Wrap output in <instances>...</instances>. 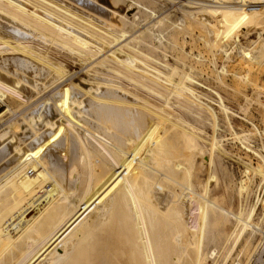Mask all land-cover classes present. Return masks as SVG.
Instances as JSON below:
<instances>
[{"label":"bare ground","instance_id":"bare-ground-1","mask_svg":"<svg viewBox=\"0 0 264 264\" xmlns=\"http://www.w3.org/2000/svg\"><path fill=\"white\" fill-rule=\"evenodd\" d=\"M95 3L96 0H0V71L10 77H2L0 73V93L9 98L14 97L16 107L23 106L33 102L31 99L42 93L37 82L48 77L55 78L59 73L65 72L67 75L68 71L63 69L61 63L54 64L50 60L52 57L48 51L53 50L52 53L58 56L57 61L66 58L73 63L82 64L91 72L93 68L97 71L104 70L111 79L126 82L134 88L163 98L165 105L166 98L171 94L166 97V91L161 93L158 81L161 85H171L173 90L174 87L179 89L190 100H198L196 90L190 87V74L176 68L170 69L168 74L162 73L148 64L150 57L137 48L141 42L140 34L134 35L130 30L124 29L121 35H117L112 30L115 26L111 21H100L104 26L99 27L90 20L88 13L82 12L81 7L93 9ZM78 9L81 11L78 12ZM110 10L108 9V13ZM115 13H109L112 19L123 26L131 25ZM35 44L38 47L44 46L46 52L32 46ZM260 48L261 55H264V42ZM249 71L247 68L242 74L243 78H247ZM64 76L62 77L66 79L67 76ZM61 78L56 77L54 84L63 82L64 79ZM22 80L25 82L23 85ZM247 82V85L256 86L250 80ZM80 83L79 86L77 84L78 87L74 84V88L71 85L74 91L72 89L68 93H60H63L61 101L67 102L65 111L68 113L62 114L64 121L60 124L72 134L64 135L58 122L43 120L40 115L22 122L25 124L27 121L33 126L40 123L37 127L45 129L37 137L33 133H29L31 136L25 135L35 137L32 148L36 155H51L49 163L53 172L48 171L51 169L47 170V162L29 153L30 151H25L26 147L21 148L22 144L15 133L18 125H9L10 127L0 130V159L12 154L16 162L12 169L9 165L8 172L2 170L5 173L0 175V264H209V260L216 256V245L223 241V226L215 218L218 207L211 200H206V196L191 198L187 195L186 200L177 203L176 200L179 199L172 190H166L168 194L162 198L166 201L160 200L162 193L166 192L164 185L180 189L182 187V197L183 194L191 193L192 189L185 187L190 184V173H194L191 169L201 167L195 166L191 155L193 151L190 153L189 150L194 147L195 139L201 142V136L195 132L197 128L180 126L177 122L181 123V119L173 123L174 118L171 121L170 116L164 117L166 114L162 111V114L159 113L151 104L139 102L137 97L122 88L120 83L118 85V82L102 83L85 79ZM108 90L128 95L132 101L120 98L121 96L114 97V92L112 96H108ZM214 94L218 96L217 93ZM79 96H83L84 100H80ZM218 99V108L224 113L227 122L230 118L229 109L221 96ZM199 104L205 105L203 102ZM86 109L93 113V119L105 126L96 124V129L99 128L102 131L100 135L109 139L106 142H110V147L99 141L98 135H92L91 130L79 131L81 127L75 129L74 121L77 120L82 125L86 122ZM88 117L90 118H86ZM158 118L169 125H165L167 130L177 128L168 142L160 141L164 133L160 135L155 131L154 123H157ZM214 126L216 127L215 124ZM164 132L168 134L169 130ZM233 135L237 136L236 140L241 137L236 132ZM23 136L20 135L24 140ZM242 137L240 139L244 143ZM210 139L208 148L211 157L214 160L215 156L216 161L221 164L229 153L217 145L219 142L215 135ZM174 142L177 144L174 145ZM243 143L240 145L246 153L257 158L254 166L249 165L252 176H258V179L264 181V147L260 145V149L258 146L253 148ZM175 148L183 153L176 154ZM64 152L68 156L64 158L66 163H61ZM212 158L211 161L208 160L211 164ZM202 168L196 169L204 171L202 176H208V183L212 178V170ZM153 174L161 177L160 180L157 178V183L154 182ZM179 176H183L182 179H178ZM195 178L194 176V180ZM44 183H49L45 189L42 185ZM178 193L180 194L179 191ZM254 209L255 207L250 209L245 216L241 213L238 216L232 215L239 226L238 230L236 227L237 232L232 231L236 233H233L232 245H236L249 231L250 234L254 233L257 227L252 221ZM220 214L222 221L229 217V213ZM180 232L189 233V238L188 234L182 236L183 233ZM184 236L188 239H183ZM228 249L230 252V248Z\"/></svg>","mask_w":264,"mask_h":264},{"label":"rangeland","instance_id":"rangeland-1","mask_svg":"<svg viewBox=\"0 0 264 264\" xmlns=\"http://www.w3.org/2000/svg\"><path fill=\"white\" fill-rule=\"evenodd\" d=\"M103 1L104 2H102L101 0L98 1L96 0L94 7L96 6L99 9L94 8L93 6H92L93 9H87L81 7V9H83L82 12L88 13L89 16L91 17L90 20L96 23V25H98L99 27L103 25L102 22L100 23V21L103 20L111 21V23L115 26L112 28V30L113 31L115 30L117 35L118 34L121 35L124 29H126L127 31L130 30V33L132 32L134 35L140 34L139 40L141 42L137 45V48L143 54L150 57L151 61L148 64L158 69L159 71L161 70L162 73L168 74L170 69L176 68L180 72L182 71L183 73L185 72L188 75L190 74L189 75L190 79H192V81L189 82L190 87L196 90L197 93L196 97L198 98L197 100L198 102L193 99L190 100L186 98V96L183 95V93L178 88H177L178 90H176V88L172 86L174 87L173 90V88L171 89V85L170 86L168 84L161 85L162 83L158 81L159 82L158 84L160 85L159 86L157 84L158 89L160 88L159 91L161 90V93L166 91L165 93L166 97H168L169 94H171L168 98H166L167 100L165 105L164 104L165 100L163 98L157 96L155 97L154 95L148 93L146 90L144 91L142 89L140 90L134 88L133 85L132 86L131 84L128 85V83L126 82H120L118 80L111 79V77L108 76L107 72H105L104 70L97 71V69L93 68L94 70L91 69L93 70L91 72L90 70H87L85 66L84 67L86 69H84L82 64L79 65V63L76 62L73 63V61L69 59L67 60L66 58L62 61H57L56 57L58 56L53 54L54 52L52 50L53 53L51 51H48L51 53L50 56L52 57V59H50V57L49 59L52 61V63L54 64L61 63L60 65L63 67V69L68 71L67 75H65L64 72L57 74L56 77L61 78L62 76L65 75L67 76V78L64 79L62 77L64 80L60 84H58L59 82H55L54 84V81L56 79L55 76H54L55 78L52 77L50 79V77H48L45 78L46 80L37 82V85L43 91L41 94L35 95V97L31 99L33 102L26 104L27 107L26 105L16 107L17 102H15L14 97L9 98L8 96H5L4 94L0 93V122H1L0 125L2 124L0 126V130L4 129L6 126L8 127L9 125L10 126H13L14 124L18 125V128L15 130L16 131L15 133H16V137H18L19 139V143L22 144V147L21 145L20 147L23 149L26 147L24 149L25 151L28 150V152L30 151L29 153L38 156V154L36 155V151L32 147L33 144L35 143L34 141L35 137L42 134L45 131V129L44 128L39 129V127H37L38 125H40V123H36L35 125L36 127H35L33 126L34 124H29L26 121L25 122L26 125H25L24 123H22L24 122V120L35 118L38 115H40L42 116L43 120L48 119L54 122L56 121V123L58 122L57 123L58 127L59 126L61 127L60 123L64 121L62 118L63 117L62 114L64 115L68 114L65 111L66 110L65 105L67 104V102L63 103L61 101V95L63 93L70 92V90H72L75 85L77 86L78 84L79 86L80 81L82 82L85 79L86 80L93 79L95 81L102 83L103 82L109 83L115 81L116 84L118 82V85L120 83V86L122 88L124 87V89L127 90L130 94H133L135 97H137L136 99L139 102L141 101V103L145 102L146 104L149 105L151 104L153 108L159 110V113L161 111L164 112V115L166 114V116L164 117H167L168 115L167 118H169L170 116L169 119L171 121L174 118L172 121L173 123L174 122L176 123L178 120L180 121L181 119L180 121L181 123L177 122L179 125L181 124L183 127L192 126L195 129L197 128L195 132L196 133L198 132V134L201 136L200 137L198 135L201 138V142L195 139L194 147H191L189 150L190 153L192 151L194 152V153L192 152L191 155H192V161L194 162L195 166L196 165L201 166V167L197 166L194 169L196 168L201 169L202 166H203L202 169L207 167L209 170L210 169L212 170V178H210L207 183L206 181L208 179V176L207 177L202 176L203 170L201 171L200 169L199 170L196 169L194 171V169H191V172L194 173L193 174L190 173V175L191 176L193 175L192 180L195 183L191 180V176H190V184L189 185L186 184L185 187L192 190L191 193H188L186 195L183 194L184 198L182 197L181 194L183 192L182 187L181 189L178 188L177 186H174L172 188V186L167 187L166 185H164L167 188H165L164 186L163 187L165 191L172 190L171 191L172 193L175 192L176 197H178L179 199L176 200L178 201L177 203L184 201V199L186 200L187 195L188 197L191 198L206 196L204 197L206 198V200L208 201L211 200L210 202L214 203L216 207H218L215 210L216 213L215 218H218V224L223 226L221 227L223 229L221 233V235H223L222 236L223 241L219 243L221 244V246L219 247H218L219 244L218 245L215 244L217 246V247L215 246L217 250L216 256L212 260H209V264H234V263L264 264L263 261L264 260V185H263L264 181L258 179L260 178L258 176H256L255 178L254 176H252V172L251 169H249V165L254 166L257 163L256 161L257 158H255L251 154L246 153V151L241 147L243 141L240 139L242 137V134H244L242 137L244 140L243 143L244 145L246 144L253 148L258 146L259 149L261 146L264 147V55H261L262 53H260V51H262L261 50L262 48L259 49L260 45L262 46V43L264 42V0H103ZM101 2L102 4H100ZM108 9H111L109 13L112 12L113 13L112 15H114V13L116 12L115 13L116 15L118 14L121 15L124 21L125 20L129 21L131 25L126 24L127 26L126 25L123 26L121 23L112 19L111 17L112 15L110 16V14L108 13ZM80 11L81 10L78 9V12ZM32 46H34L37 49L40 48L39 51L45 49L44 46L41 47V45L40 47H38L36 44ZM41 52H46V50ZM259 54L262 56V58H260L261 56ZM247 68L250 70L249 75H247V78H243L244 75L242 76V74L245 73ZM94 71L96 73H94ZM0 73L2 74V77L10 78L5 73L1 71ZM237 76L238 77L242 76V77H240L239 80ZM248 80H250L253 84L255 83L257 87L253 86L252 84L247 85ZM193 81L196 83H194ZM21 82L22 85L25 83L23 80ZM71 85L73 86V88ZM80 85L82 86L81 83ZM254 87L257 88V90ZM170 89L173 91H171ZM64 90L67 91L64 92ZM72 91H74V89ZM175 91H178L176 92L177 94L175 93ZM61 92L63 93L60 94ZM112 92H114V94ZM106 93L107 95L109 94L108 96L113 94L114 97L121 96L120 98H124L125 100L128 101H132V99H130L128 95L121 94L117 91L109 92L108 90L106 91ZM214 93H217L218 96H221L224 105H226V107L229 109L228 118L230 117L229 118L230 120L228 119L227 122L224 113H222V111H220V109L218 108L219 99L218 96L216 97V94ZM198 95L203 99L200 98ZM127 96L129 97V99ZM79 98L80 100H84L83 96H79ZM58 99H60L59 100L60 102L58 101ZM199 100L200 102H203L205 105L199 104L200 103ZM55 101L57 104L54 103ZM163 105L166 106V108ZM85 113L86 114L84 118L86 119L85 120L86 122L83 125L81 122H78L77 120L75 122L72 119L74 121L73 125L75 126V129L77 127L78 130L79 127H81L79 131H83L84 129L85 130L88 129L87 131L91 130L90 132H92L91 133L92 135H98L97 138L99 139V141H102L103 144L105 143V145L110 147L111 145L108 144L110 142H106V140L109 141V139H107L105 135L102 136L100 135L102 131H99L100 130L99 128L96 129L97 128L96 124H99L98 123L99 120L97 121L96 119H93L95 116L88 109L85 110ZM87 116H90V118L89 117L86 118ZM156 120H158L157 123H154L156 124L155 125L156 133H159L160 135L164 133V136H162L163 138L160 141L168 142L173 137V134L175 133L177 128H174L172 130L168 129L169 130V132H167L168 134H165L166 132L164 131H168V130L165 128L166 124L163 123V119L159 120L158 118ZM168 123L170 122H167V124ZM77 124H81V125L77 126ZM214 124L216 125V127L214 126ZM166 127H169V125H166ZM33 129L35 130L33 131ZM254 129L256 132L254 131ZM28 130H31L32 132L30 131L28 132ZM95 130L96 131L98 130L99 132L98 131L96 132ZM60 131L64 133V135L65 134L67 135L70 132L68 130H64V128H62ZM17 132L18 133L20 132L19 135ZM235 132L238 135V137H240L241 135L240 138H237L238 140H236L237 136L235 137V135H233ZM29 133L35 134V137L34 136L27 137L26 135H30ZM70 134H72V132L69 133V135ZM20 135L25 136V137L23 136V138H25L24 139L25 141L21 139ZM214 135L216 136V141L219 142L217 143V145H219L221 148L223 147L222 149H224L227 152V154L229 153L226 159L225 158L222 159L221 164H219L216 161L215 156L213 160L210 154V149H209L210 144L208 143L211 142V139L209 140V138H211ZM99 137L100 138L103 137L102 139H104L105 142ZM239 142L241 143V145ZM175 144H177V142H174V145ZM175 149H176L175 150L176 154L183 153V151H180L178 148ZM189 150L187 151L189 152ZM1 152L2 150H0V154ZM64 154L63 156H61L63 157V161H61V163H64L65 162L64 160H66L64 158L68 156L65 152ZM8 155L0 159L1 162L0 175H2L1 173L3 174L5 173L2 170L8 172L7 169H9L10 166H11L10 168L12 169V167L16 165L15 164L16 162H14L12 158V154L9 155L10 157ZM50 156L51 155L47 153L38 156L42 161L44 160V162H47L46 164V166H48L47 170L51 169V165L49 163ZM210 157L212 158V164L211 162L209 163V161H211ZM201 159L202 160L204 159L203 162ZM1 160L4 162L2 163ZM206 161H208L207 163L209 164L204 163ZM204 164H206L205 167ZM208 165L210 168L208 167ZM48 171L53 172V168ZM160 172L163 173V171ZM153 176L155 183H157V181L161 179V177H158L159 175L153 174ZM194 176L196 177L195 180H194ZM181 177L179 176L177 178L179 179ZM203 177H205V179ZM157 178H159V180ZM178 179H176V181ZM209 181L211 182L209 183ZM191 182H193L194 185ZM179 183H183V181L181 180ZM42 185L43 188L45 189L49 185V183L48 184L44 183ZM174 188L178 190H175ZM167 191L163 193L159 192L162 193V195L160 196L161 197L160 200L162 202L166 201L163 200L162 198L166 197V194H168ZM178 191L180 192V194L178 193ZM253 206L255 207V209L253 214L254 218L252 217L253 218L252 221H254L253 224L255 223L257 224L254 233L250 234L249 233L250 231L249 232L247 231L248 233L243 235L239 239L236 245H232L234 234H236L234 232H237L236 227L237 230L239 227L237 226L238 225L237 222L233 220L232 215L234 214V216L235 215L238 216L240 215L239 213H241L242 215L245 216L250 212V209L254 208ZM222 212L226 214L229 213V217L227 216V218L223 219V221L221 220V217H219L222 215L220 214ZM182 233H181L182 236L186 234L184 232ZM187 234L189 238V233ZM186 236H184L183 239L187 240L188 238L186 239L185 238ZM228 239L230 240L228 241ZM224 240H226V242H224ZM228 248H230V252ZM231 248L233 249L231 250ZM223 259L225 262H223Z\"/></svg>","mask_w":264,"mask_h":264}]
</instances>
